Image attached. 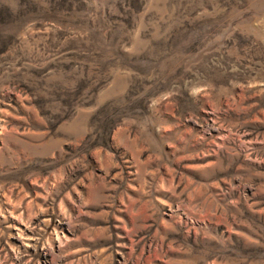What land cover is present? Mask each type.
I'll use <instances>...</instances> for the list:
<instances>
[{"label": "rangeland", "instance_id": "rangeland-1", "mask_svg": "<svg viewBox=\"0 0 264 264\" xmlns=\"http://www.w3.org/2000/svg\"><path fill=\"white\" fill-rule=\"evenodd\" d=\"M0 264H264V0H0Z\"/></svg>", "mask_w": 264, "mask_h": 264}]
</instances>
